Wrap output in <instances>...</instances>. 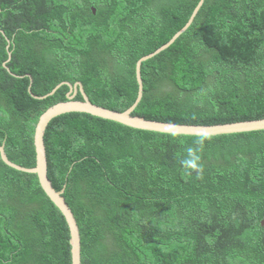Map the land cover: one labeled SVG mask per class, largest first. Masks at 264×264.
<instances>
[{
    "label": "trees",
    "instance_id": "1",
    "mask_svg": "<svg viewBox=\"0 0 264 264\" xmlns=\"http://www.w3.org/2000/svg\"><path fill=\"white\" fill-rule=\"evenodd\" d=\"M199 1L0 0V145L9 159L36 165L38 119L70 89L37 99L30 84L42 96L80 81L93 103L124 111L138 96L137 61ZM141 76L133 114L147 119L264 118V0H205L170 47L142 62ZM44 140L48 177L65 186L79 226L82 264H264V129L170 134L68 112ZM189 146L200 149L199 169L181 163ZM69 239L37 174L0 154V264H72Z\"/></svg>",
    "mask_w": 264,
    "mask_h": 264
},
{
    "label": "water",
    "instance_id": "2",
    "mask_svg": "<svg viewBox=\"0 0 264 264\" xmlns=\"http://www.w3.org/2000/svg\"><path fill=\"white\" fill-rule=\"evenodd\" d=\"M204 1L205 0H200L198 2L197 6L192 12L187 23L179 31H177L167 43L159 47L154 52L141 57L137 61L136 77L139 85L138 96L135 102L124 111L109 109L107 107L93 103L86 94L83 85L80 81L74 84H71L69 82H62L58 84L51 92L42 96L35 95L34 93H32L30 88L31 84H30L29 92L34 98L37 99H43L53 95L56 92V90L63 84H67L70 89L69 92L67 93V100L60 101L50 106L40 115L38 119L34 133V145L36 151V165L34 167H25L10 160L6 154L4 144L0 145V154L2 160L7 165L23 172L36 173L41 187L43 188L45 193L50 197L52 202L60 209V211L64 215L70 230L69 242L71 245L72 264H82L81 236H80L79 226L72 209L66 202L65 197L63 195L65 191V186L61 190H57L53 186L52 181L48 177V163H47V153H46L44 135L49 122L53 118L68 112H85L93 116L115 121L136 129L155 131L161 133L199 135V136L222 135V134L257 131L264 129V118L236 121L230 123L201 125V124H182V123H174L169 121H159V120L147 119L145 117L133 114L135 108L142 99L143 91H144L143 80L141 76L142 62L146 61L147 59L157 55L158 53L170 47L192 24L200 8L202 7ZM93 13L94 14L96 13L95 8H93ZM7 48L9 50V47ZM8 56L9 58L4 63V66H6L7 62L11 57L10 51L8 52ZM79 91L83 96L82 100L75 99V96Z\"/></svg>",
    "mask_w": 264,
    "mask_h": 264
},
{
    "label": "clouds",
    "instance_id": "3",
    "mask_svg": "<svg viewBox=\"0 0 264 264\" xmlns=\"http://www.w3.org/2000/svg\"><path fill=\"white\" fill-rule=\"evenodd\" d=\"M194 143L198 144L201 146H203V139H199L197 141H195ZM200 149L197 148H193L191 146H189L186 149L187 152V157L181 162L183 167L188 170V169H199L201 168V165L199 163L200 161V156L198 155V151Z\"/></svg>",
    "mask_w": 264,
    "mask_h": 264
}]
</instances>
